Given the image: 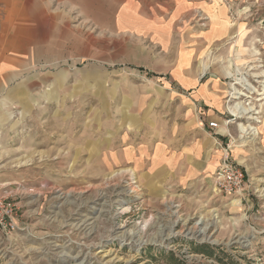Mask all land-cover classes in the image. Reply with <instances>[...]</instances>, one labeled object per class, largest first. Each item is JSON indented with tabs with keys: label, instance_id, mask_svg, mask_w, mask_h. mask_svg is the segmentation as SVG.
<instances>
[{
	"label": "rangeland",
	"instance_id": "rangeland-1",
	"mask_svg": "<svg viewBox=\"0 0 264 264\" xmlns=\"http://www.w3.org/2000/svg\"><path fill=\"white\" fill-rule=\"evenodd\" d=\"M189 3L174 36L223 112L113 42L0 92V188L18 208L0 264H264V0ZM226 153L251 184L240 205L204 168Z\"/></svg>",
	"mask_w": 264,
	"mask_h": 264
},
{
	"label": "crops",
	"instance_id": "crops-1",
	"mask_svg": "<svg viewBox=\"0 0 264 264\" xmlns=\"http://www.w3.org/2000/svg\"><path fill=\"white\" fill-rule=\"evenodd\" d=\"M160 1L165 6H159ZM172 1L176 8L170 0H0V92L32 65L100 56L106 60L113 42L123 46L127 63L152 62L156 75L190 90L200 111L210 105L209 112H223L220 95L201 83L196 62L191 65L190 44L174 36L175 28H191L192 4ZM214 19L212 28H223L219 16ZM144 42L155 43L156 62ZM216 162L212 157L205 170H216Z\"/></svg>",
	"mask_w": 264,
	"mask_h": 264
},
{
	"label": "built area",
	"instance_id": "built-area-1",
	"mask_svg": "<svg viewBox=\"0 0 264 264\" xmlns=\"http://www.w3.org/2000/svg\"><path fill=\"white\" fill-rule=\"evenodd\" d=\"M211 127L217 128L218 122H211ZM215 191L242 204L252 192L247 173L239 164L232 160L231 155L226 153L219 167L211 178ZM18 208L14 201L0 188V231L10 233L16 229Z\"/></svg>",
	"mask_w": 264,
	"mask_h": 264
},
{
	"label": "bare ground",
	"instance_id": "bare-ground-1",
	"mask_svg": "<svg viewBox=\"0 0 264 264\" xmlns=\"http://www.w3.org/2000/svg\"><path fill=\"white\" fill-rule=\"evenodd\" d=\"M237 94H238V92H237ZM237 110H238V105L234 108V111H237ZM243 111L249 112V109L248 108H244ZM240 127H241V132L242 133H246L248 131V129H249V127H247V126H245L243 124H241ZM201 232H203V231L201 230Z\"/></svg>",
	"mask_w": 264,
	"mask_h": 264
}]
</instances>
